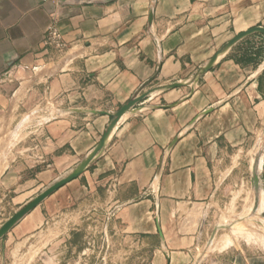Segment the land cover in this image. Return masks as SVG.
Here are the masks:
<instances>
[{"label":"crops","instance_id":"0c3cea01","mask_svg":"<svg viewBox=\"0 0 264 264\" xmlns=\"http://www.w3.org/2000/svg\"><path fill=\"white\" fill-rule=\"evenodd\" d=\"M50 24L62 53L42 46ZM254 27L264 28V0H0V200L25 205L66 176L110 114L152 91L83 174L16 226L105 196L131 232L154 239L152 264H264L213 248L207 225L216 154L264 120V35L242 39L192 82Z\"/></svg>","mask_w":264,"mask_h":264},{"label":"rangeland","instance_id":"374dc122","mask_svg":"<svg viewBox=\"0 0 264 264\" xmlns=\"http://www.w3.org/2000/svg\"><path fill=\"white\" fill-rule=\"evenodd\" d=\"M56 181L42 184L30 197ZM22 203L0 200V226ZM32 219L0 240V264H152L154 239L131 232L105 196L56 214L42 209ZM208 221V233L214 230L209 240L215 241L213 248H230L247 260L264 257V120L216 154Z\"/></svg>","mask_w":264,"mask_h":264},{"label":"water","instance_id":"95a60500","mask_svg":"<svg viewBox=\"0 0 264 264\" xmlns=\"http://www.w3.org/2000/svg\"><path fill=\"white\" fill-rule=\"evenodd\" d=\"M155 1V0H153ZM150 18L152 19V12L150 13ZM252 34H263V27H254L245 32H242L236 35L232 40L224 44L215 55L200 69L197 70L194 78L192 79L193 83H197L199 78L211 70L216 61L226 53L232 46L241 41L242 39L252 35ZM149 82H146L142 85L139 90V93L144 90V88L148 85ZM182 83H175L167 86H162L156 88L154 91H165L169 89H174L177 87H181ZM152 91L143 92L141 94H137L133 99L129 100L125 105L121 106V108L113 114H110V122L107 125L105 132L101 136V139L94 147V149L84 158L82 159L66 176L60 178L52 185L43 190L39 195L30 200L24 206L19 208L2 226H0V240L4 238L9 231L20 221L22 220L28 213H30L34 208L40 205L45 199L55 193L57 190L65 186L67 183L72 180L78 178L81 174H83L87 168L93 163L99 155L105 149L108 139L115 128L118 121L121 117L129 112L133 107L142 102Z\"/></svg>","mask_w":264,"mask_h":264},{"label":"built area","instance_id":"2783aa9c","mask_svg":"<svg viewBox=\"0 0 264 264\" xmlns=\"http://www.w3.org/2000/svg\"><path fill=\"white\" fill-rule=\"evenodd\" d=\"M42 46L44 50H53L56 53H62L66 44L57 28L50 24L43 36Z\"/></svg>","mask_w":264,"mask_h":264},{"label":"bare ground","instance_id":"6f19581e","mask_svg":"<svg viewBox=\"0 0 264 264\" xmlns=\"http://www.w3.org/2000/svg\"><path fill=\"white\" fill-rule=\"evenodd\" d=\"M34 198H35V197H34ZM27 203H28V202H27ZM23 206H24V205H23ZM38 206H39V205H38ZM20 208H21V207H20ZM34 209H35V208H34ZM34 209H33V210H34ZM33 210H32V211H33ZM28 214H29V213H28ZM28 214H27V215H28ZM27 215H26V216H27ZM6 221H7V220H6ZM6 221H5V222H6ZM20 221H21V220H20ZM20 221H19V222H20ZM5 222H4V223H5ZM19 222H18V223H19ZM4 223H3V224H4ZM18 223H17V224H18ZM3 224H2V225H3ZM17 224H16V225H17ZM2 225H1V226H2ZM16 225H15V226H16ZM15 226H14V227H15ZM14 227H13V228H14ZM11 230H12V229H11Z\"/></svg>","mask_w":264,"mask_h":264}]
</instances>
